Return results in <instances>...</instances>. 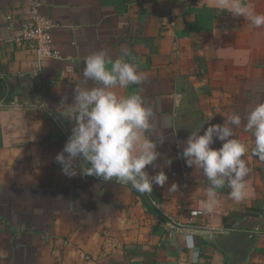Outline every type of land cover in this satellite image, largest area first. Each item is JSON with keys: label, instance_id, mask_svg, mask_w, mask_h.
Returning a JSON list of instances; mask_svg holds the SVG:
<instances>
[{"label": "crops", "instance_id": "1", "mask_svg": "<svg viewBox=\"0 0 264 264\" xmlns=\"http://www.w3.org/2000/svg\"><path fill=\"white\" fill-rule=\"evenodd\" d=\"M34 2L0 0L2 263L193 264L198 253L195 264H264V160L246 121L235 129L251 170L242 201L225 186L209 212L210 182L182 156L192 131L264 103V27L234 15L235 0H39L60 56L38 64L15 41ZM241 3L264 13V0ZM123 48L146 78L116 91H139L155 113L148 135L160 155L145 170L168 175L148 193L163 219L129 184L69 177L55 160L75 126L62 113L74 115L86 58Z\"/></svg>", "mask_w": 264, "mask_h": 264}, {"label": "clouds", "instance_id": "2", "mask_svg": "<svg viewBox=\"0 0 264 264\" xmlns=\"http://www.w3.org/2000/svg\"><path fill=\"white\" fill-rule=\"evenodd\" d=\"M233 8V14L243 16L251 26L264 27V13L247 8L241 0H235ZM130 55L123 48L121 55L113 59L104 49L86 58L83 78L75 88L74 115L62 113L69 115L75 126L55 160L69 177L76 176L79 170L104 181L115 179L130 184L139 193H151L154 185L166 184L168 175L164 171L150 175L145 170L160 155L158 143L148 135L155 118L153 109L139 91L128 95L116 91L140 85L146 78L137 63L125 59ZM242 121H246L245 131L254 137L253 154L264 160V103L257 104L245 117L238 113L227 116L223 124H212L203 134L201 130L192 131L186 141L182 156L187 166L200 169L210 182L209 212L218 202V189L227 186L230 198L236 202L247 194V177L251 171L246 158L248 147L235 134ZM216 140L223 142L219 149L212 147ZM176 189L172 185L170 192ZM197 256L198 253H193V264Z\"/></svg>", "mask_w": 264, "mask_h": 264}, {"label": "built area", "instance_id": "3", "mask_svg": "<svg viewBox=\"0 0 264 264\" xmlns=\"http://www.w3.org/2000/svg\"><path fill=\"white\" fill-rule=\"evenodd\" d=\"M39 5V0H35L30 17L23 22L21 34L15 38L19 45L33 50L38 64L46 59L60 56L59 51L54 47L51 35L53 23L49 18L38 13ZM0 264H3L1 260Z\"/></svg>", "mask_w": 264, "mask_h": 264}, {"label": "trees", "instance_id": "4", "mask_svg": "<svg viewBox=\"0 0 264 264\" xmlns=\"http://www.w3.org/2000/svg\"><path fill=\"white\" fill-rule=\"evenodd\" d=\"M130 185V184H129ZM131 186V185H130ZM137 195L142 199L145 206L149 209L150 212L157 215L159 218L163 219V216L159 212V210L153 205L151 198L148 193H139L135 189H133Z\"/></svg>", "mask_w": 264, "mask_h": 264}]
</instances>
